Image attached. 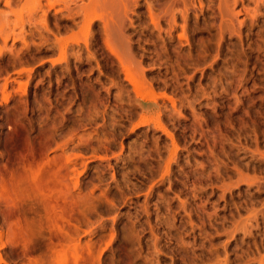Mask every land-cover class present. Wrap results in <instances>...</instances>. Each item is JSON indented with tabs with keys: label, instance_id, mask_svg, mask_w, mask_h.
Here are the masks:
<instances>
[{
	"label": "rangeland",
	"instance_id": "obj_1",
	"mask_svg": "<svg viewBox=\"0 0 264 264\" xmlns=\"http://www.w3.org/2000/svg\"><path fill=\"white\" fill-rule=\"evenodd\" d=\"M98 1H0V264H264L263 0Z\"/></svg>",
	"mask_w": 264,
	"mask_h": 264
},
{
	"label": "bare ground",
	"instance_id": "obj_2",
	"mask_svg": "<svg viewBox=\"0 0 264 264\" xmlns=\"http://www.w3.org/2000/svg\"><path fill=\"white\" fill-rule=\"evenodd\" d=\"M1 1V0H0ZM27 2V1H34L35 3H38V5L40 6V4H41V0H6V3H7V6L10 8V9H12V5H19V3H21V2ZM80 1V0H79ZM83 1L84 0H82V3H83ZM94 0H90V2H93ZM114 1H116L117 2V0H114ZM124 1H126V3H128V4H126L127 6L128 5H131L132 3H131V1L132 0H124ZM195 1L196 0H150V7H152L151 9L152 10H155L154 8L155 7H158L159 8V13H158V15H157V13H153L152 12V15L153 16H159V14L160 13H165V14H162V16L164 15V17L163 18H165V15L167 14V17H166V19L167 20H169V22H176L175 21V19L177 18V16H178V14L180 15V17L184 20V21H187V19L189 18L188 16H189V14H190V12L191 13H193L192 12V10L194 9V7H198V6H196V4H195ZM200 2L202 1V0H199ZM198 1V2H199ZM204 1H206V0H203V2ZM208 1V3H209V6H210V8H212V7H215L216 5H213V3H215V2H217L218 3V8H222V7H227V6H222L223 5V3H226V4H228L229 3V0H207ZM232 1V5H233V0H230V2ZM234 1H237V0H234ZM239 1V0H238ZM237 1V2H238ZM62 2H63V4H64V6H65V8L64 9H66V11L67 12H69L68 14H72L74 17L75 16H77V15H79V14H83L84 15V18L85 17H87L88 18V15H90V13L89 14H87V8H84V4H82V3H78V1L77 0H62ZM74 3L75 4V6H70V3ZM97 2H99L98 0H97ZM106 2V1H105ZM109 2V1H108ZM137 2V1H136ZM263 2H264V0H263ZM263 2H262V4H263ZM71 3V4H72ZM96 3V2H95ZM111 3V2H110ZM110 3H109V6H113L115 3L114 2H112V3H114V4H111L110 5ZM118 3V2H117ZM129 3H131V4H129ZM134 3H135V0H134ZM205 3V2H204ZM73 4V5H74ZM97 4V3H96ZM96 4H94L95 6H96ZM104 4V6H105V3H103ZM125 4V3H124ZM206 4H207V2H206ZM230 4V3H229ZM242 4V3H241ZM259 4H260V2H259ZM98 5V4H97ZM108 5V4H107ZM118 5V4H117ZM264 5V4H263ZM45 6V5H44ZM100 6V5H99ZM116 6V5H115ZM220 6H222V7H220ZM231 6V5H230ZM230 6H228L229 8H230ZM259 6V5H258ZM97 7V6H96ZM95 7V8H96ZM129 7H132V5L131 6H129ZM128 7V8H129ZM134 7V6H133ZM132 7V8H133ZM208 7V6H207ZM37 8H38V6H37ZM47 8V7H46ZM105 8V7H104ZM110 8V7H109ZM122 8V7H121ZM131 8V9H132ZM201 8H203V6L201 7ZM233 8V7H232ZM231 8V9H232ZM42 9V8H41ZM213 9V8H212ZM223 9V8H222ZM221 9V12L223 11L224 12V10H225V8H224V10H222ZM117 10V9H116ZM130 10V9H129ZM198 10H199V8H198ZM197 10V11H198ZM201 10V9H200ZM211 10V9H210ZM216 10V9H215ZM228 11H229V9H227ZM239 10V9H238ZM90 11V10H89ZM113 11V10H112ZM213 11V10H212ZM228 11H226L225 10V12L227 13ZM231 11V10H230ZM229 11V12H230ZM57 12V11H56ZM73 12V13H72ZM201 12V11H200ZM214 12V11H213ZM216 12H218V11H216ZM222 12V13H223ZM233 12V11H232ZM39 13H40V11H39ZM219 13V12H218ZM225 13V14H226ZM32 14V13H31ZM9 14L8 13H5L4 11H0V20H5V18H7V17H9L8 16ZM36 15V14H35ZM39 15V14H38ZM37 15V16H38ZM43 15V14H42ZM222 15H224V14H222ZM226 15H229V14H226ZM30 16V15H29ZM47 16V15H46ZM80 16V15H79ZM82 16V15H81ZM105 16V15H104ZM155 16V17H156ZM161 16V17H162ZM217 16V15H216ZM225 16V15H224ZM22 17V16H21ZM19 18V16H16V19H14V21L15 22H19V21H23V18ZM33 17H34V15L32 14L30 17H28L29 18V20H33ZM90 17V16H89ZM119 17V16H118ZM126 17H127V13L125 14V15H123V17H121V20H120V23H122V24H120V23H118V24H120V25H124V22H125V19H126ZM226 17V16H225ZM229 17V16H228ZM232 18H233V16H231ZM236 17V16H235ZM10 18V17H9ZM9 18H7V21H6V23L8 24V22H10V19ZM38 18H40V17H38ZM80 18V17H79ZM101 18V17H100ZM115 18V17H114ZM237 18V17H236ZM12 19V18H11ZM34 19H35V17H34ZM73 19H75V18H73ZM104 19V18H103ZM109 19V18H108ZM28 20V21H29ZM84 20V19H83ZM110 20V19H109ZM128 20V19H127ZM158 20V19H157ZM232 20V19H231ZM235 20V19H234ZM31 21H30V23H31ZM35 21V20H34ZM102 21V20H101ZM104 21H105V19H104ZM228 21V20H227ZM237 21V20H236ZM235 21V22H236ZM33 22V21H32ZM39 22V21H38ZM111 22V21H110ZM128 22V21H127ZM156 22V21H155ZM230 22V21H229ZM12 23V22H11ZM40 23V22H39ZM130 23V22H129ZM158 23V22H157ZM160 23V22H159ZM29 24V23H28ZM103 24V23H102ZM110 25L109 26H111V23H109ZM127 25H128V23H126ZM175 24V23H174ZM232 24V23H231ZM34 25V24H33ZM156 25V24H155ZM159 26H160V24H158ZM170 25H171V23H170ZM223 25V24H222ZM29 26V25H28ZM5 27V26H4ZM41 27V26H40ZM39 27V28H40ZM158 27V26H157ZM223 27H225V26H223ZM222 27V28H223ZM47 28H48V26H47ZM121 28V27H120ZM159 28V27H158ZM35 29V28H34ZM36 29H38V27L36 28ZM43 29H44V27H43ZM115 29H117V28H115ZM20 30H21V28H20ZM108 30V29H107ZM125 30V29H124ZM170 30H171V28H170ZM223 30V29H222ZM24 31H25V29H24ZM39 31V30H38ZM117 32V31H116ZM42 33V32H41ZM114 34V33H113ZM41 35H43V34H41ZM117 35H119V34H117ZM124 35H125V33H124ZM123 35V36H124ZM126 37V36H125ZM124 40V39H123ZM126 43V42H125ZM124 44V43H123ZM128 44V43H127ZM126 44V45H127ZM147 102V101H146ZM146 109V108H145ZM262 180H264V179H262ZM262 180L260 181V182H262ZM258 183H259V181H258ZM260 184V183H259ZM258 185V184H257ZM182 204H184V203H182ZM254 211V210H253ZM253 211H251V215L253 214L254 215V213L256 214L257 212L258 213H260L261 212V214L264 212V209L262 208H260V210L258 211V209H257V212L255 211V212H253ZM188 215H189V213H188ZM251 215H249V219H252V217L250 218V216ZM259 215V214H258ZM263 215H264V213H263ZM262 215V216H263ZM254 217H256L257 218V214H256V216H254ZM248 218V217H247ZM258 220V219H257ZM256 220V221H257ZM259 221V220H258ZM252 223V222H251ZM249 224V223H248ZM247 224V226H250L251 227V225H248ZM256 225H257V223H256ZM263 261V260H262ZM263 263H264V261H263Z\"/></svg>",
	"mask_w": 264,
	"mask_h": 264
}]
</instances>
